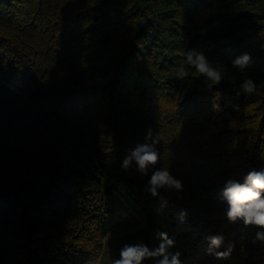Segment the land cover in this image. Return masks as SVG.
<instances>
[{
    "label": "trees",
    "instance_id": "1",
    "mask_svg": "<svg viewBox=\"0 0 264 264\" xmlns=\"http://www.w3.org/2000/svg\"><path fill=\"white\" fill-rule=\"evenodd\" d=\"M191 48L221 83L176 79ZM247 78L257 90L238 96ZM148 127L156 167L184 184L167 205L144 191L151 173L121 168ZM260 168L264 0H0V264H105L113 239L151 248L161 232L182 264H264L257 229L229 223L219 198ZM216 234L227 259L208 252Z\"/></svg>",
    "mask_w": 264,
    "mask_h": 264
},
{
    "label": "clouds",
    "instance_id": "2",
    "mask_svg": "<svg viewBox=\"0 0 264 264\" xmlns=\"http://www.w3.org/2000/svg\"><path fill=\"white\" fill-rule=\"evenodd\" d=\"M252 63V57L244 52L232 61V66L240 71L247 69ZM184 64L188 67H179L174 76L179 81H185L190 73L189 68L203 77L211 84H219L223 79L219 63L209 61L205 53L199 49L191 48L185 53ZM257 90V84L252 78L245 79L240 84L237 92L251 95ZM214 108L219 110V105ZM144 143H138L134 148L128 149L121 162V168L125 171L135 167V170L142 177H149L144 191L153 198H158L162 205H167L168 200L162 193H176L178 199H182L180 193L184 192V184L166 168H157L160 162V153L157 148L159 139L154 135L153 129L148 127L144 136ZM219 198L227 205L225 212L229 223L235 224L238 221L244 226H254L257 231L251 239L252 244L259 243L264 246V168L248 171L241 180L226 179L220 192ZM188 213L181 209L177 213V219L184 223ZM160 240L157 246L149 247L142 242L125 243L119 249V258L113 259L111 264H145L146 261H154V264H182L179 250L176 248V241L169 237L166 232L159 234ZM208 252L217 259H227L233 251V244L229 243L225 250L216 251L225 244V237L220 234L207 237Z\"/></svg>",
    "mask_w": 264,
    "mask_h": 264
},
{
    "label": "rangeland",
    "instance_id": "3",
    "mask_svg": "<svg viewBox=\"0 0 264 264\" xmlns=\"http://www.w3.org/2000/svg\"><path fill=\"white\" fill-rule=\"evenodd\" d=\"M138 240L135 237L131 238H117L113 239L111 242H109L107 247V254H106V260L105 264H111L113 259L119 258V249L125 244V243H136Z\"/></svg>",
    "mask_w": 264,
    "mask_h": 264
}]
</instances>
